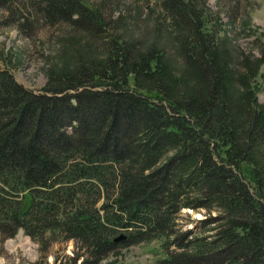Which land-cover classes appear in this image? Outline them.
Masks as SVG:
<instances>
[{
  "label": "trees",
  "instance_id": "16d2710c",
  "mask_svg": "<svg viewBox=\"0 0 264 264\" xmlns=\"http://www.w3.org/2000/svg\"><path fill=\"white\" fill-rule=\"evenodd\" d=\"M187 1L163 5L187 20ZM6 3L28 36L38 22L88 29L100 17L83 0ZM199 50L191 57L209 77L207 93L177 99L178 115L166 95L153 103L122 87L118 76L135 64L111 62L106 83L91 77L40 92L0 66V240L21 229L60 233L84 241L95 264L123 244L167 236L168 264H264V110L251 108L250 94L244 102L230 94L220 70L204 68L212 50ZM186 207L206 208L201 228H212L178 227Z\"/></svg>",
  "mask_w": 264,
  "mask_h": 264
},
{
  "label": "rangeland",
  "instance_id": "374dc122",
  "mask_svg": "<svg viewBox=\"0 0 264 264\" xmlns=\"http://www.w3.org/2000/svg\"><path fill=\"white\" fill-rule=\"evenodd\" d=\"M83 1L100 13L92 28L38 22L32 36L11 23L18 15H12L10 3L0 6V66L26 88L40 92L88 82L91 77L106 83L114 76L112 63L132 69L135 64L137 68L125 72V79L118 76L122 87L153 103L166 95L173 104L167 102L168 110L178 115L177 99L187 103L188 93L196 94L198 89L207 93L205 78L209 77L191 57L203 44L215 56L204 68L211 75L220 70L230 84V94L238 93L243 102L250 94L251 108L257 114L264 110V0H186L191 13L187 20L165 10L164 0ZM144 60L149 62L145 69L139 65ZM163 67L167 77L162 75ZM257 154L258 161L264 162V147ZM219 210L213 208L211 215ZM207 217L206 208H183L177 215L178 227L201 228L200 220ZM167 243L163 236L123 244L95 264H168ZM85 245L60 233L46 232L36 238L21 229L14 237L0 240V264H94Z\"/></svg>",
  "mask_w": 264,
  "mask_h": 264
},
{
  "label": "water",
  "instance_id": "95a60500",
  "mask_svg": "<svg viewBox=\"0 0 264 264\" xmlns=\"http://www.w3.org/2000/svg\"><path fill=\"white\" fill-rule=\"evenodd\" d=\"M120 238H121V236L118 239H120Z\"/></svg>",
  "mask_w": 264,
  "mask_h": 264
}]
</instances>
